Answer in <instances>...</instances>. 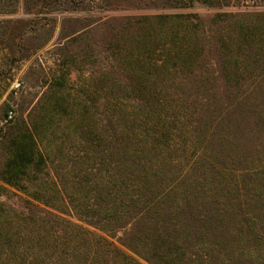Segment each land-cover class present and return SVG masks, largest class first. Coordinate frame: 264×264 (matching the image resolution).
Returning a JSON list of instances; mask_svg holds the SVG:
<instances>
[{
	"label": "rangeland",
	"instance_id": "rangeland-1",
	"mask_svg": "<svg viewBox=\"0 0 264 264\" xmlns=\"http://www.w3.org/2000/svg\"><path fill=\"white\" fill-rule=\"evenodd\" d=\"M74 1L69 8L59 0H0V169L3 133L15 119L27 120L58 76V49L71 35L88 33L91 44L90 57L65 84L79 106L73 115L85 110L82 102L99 119L102 103L113 101L119 85L130 78L106 49L113 36L144 18L170 17L154 19L160 31L186 21L185 31L177 27L171 44L186 54L181 69L170 64L164 77H154L172 131L165 141L170 152L161 154H166L164 172L151 181L168 184L164 212L184 215L165 224L142 213L129 225L149 221L159 234L174 225L189 246L180 248L181 264H264V0ZM241 37L247 43L237 49L234 42ZM78 44L83 47L78 41L70 52L79 53ZM164 53L156 44L148 55L160 64ZM0 205L42 217L49 211L1 181ZM151 238H144L138 253L126 248L130 241L122 244L123 230L109 240L135 261L149 264L145 260L154 262Z\"/></svg>",
	"mask_w": 264,
	"mask_h": 264
},
{
	"label": "trees",
	"instance_id": "trees-1",
	"mask_svg": "<svg viewBox=\"0 0 264 264\" xmlns=\"http://www.w3.org/2000/svg\"><path fill=\"white\" fill-rule=\"evenodd\" d=\"M59 1L69 8L76 3ZM169 18L128 23L113 36L110 50L106 46L121 74L130 78L126 85H119L113 101L105 99L99 119L91 116L82 102L85 110L75 118L74 110L79 106L65 90L72 71L90 57L88 33L71 35L58 49V76L27 120L17 118L8 124L1 143L4 159L0 181L48 209V216L12 212L0 205V256L5 258L0 264H140L109 240L118 230L125 236L122 244L130 241L126 248L134 253L144 238L152 236L149 253L154 262L145 260L149 264L182 263L180 248L187 244L174 225L163 234L152 231L155 228L148 226L149 221L129 225L142 213L144 218L157 216L165 224L176 214L180 218L184 215L177 211L173 215L166 208L164 212L168 184L156 182L154 186L151 182L164 172L166 154L163 158L161 154L170 152L165 141L172 131L154 77H164L170 64L178 67L186 56L171 44L177 27L186 29L188 23L180 20L160 31L157 21ZM243 37L234 42L237 49L245 47ZM179 40L182 43L184 37ZM78 41L83 45H76L83 53L81 58L79 53L70 52ZM156 44L165 51L160 64L148 55ZM170 156L174 158L172 153ZM172 163L167 166L172 167Z\"/></svg>",
	"mask_w": 264,
	"mask_h": 264
}]
</instances>
